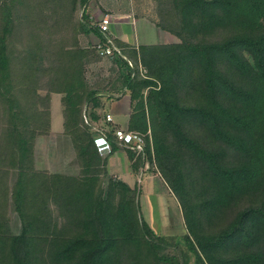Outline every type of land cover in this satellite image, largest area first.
Masks as SVG:
<instances>
[{
  "label": "trees",
  "instance_id": "trees-1",
  "mask_svg": "<svg viewBox=\"0 0 264 264\" xmlns=\"http://www.w3.org/2000/svg\"><path fill=\"white\" fill-rule=\"evenodd\" d=\"M153 1L156 28L180 44L116 41L112 62L126 74L117 92L132 102L126 130L147 137L143 157L118 147L123 128L101 115L113 93L86 80L99 54L79 36L109 39L87 25L92 0H0V264H264V0ZM52 94L63 96L82 179L33 170ZM95 126L108 131L109 156L156 168L177 199L188 231L181 259L142 219L135 192L105 186Z\"/></svg>",
  "mask_w": 264,
  "mask_h": 264
},
{
  "label": "rangeland",
  "instance_id": "rangeland-1",
  "mask_svg": "<svg viewBox=\"0 0 264 264\" xmlns=\"http://www.w3.org/2000/svg\"><path fill=\"white\" fill-rule=\"evenodd\" d=\"M110 1L111 0H92V13L90 12V14H93L97 8L103 6L105 3H109ZM118 1L121 2V4L116 5L118 9L112 8V10L122 12L120 13L122 15L119 17L126 19V14L123 13L128 11L130 8L134 19H143L145 22L153 25L160 23L159 6L153 0ZM94 5L97 7H94ZM90 14L87 11V25L89 28L95 26L98 27V24L90 19ZM120 14L115 15L117 16ZM82 15V12H79V20L82 19ZM148 30L154 32L153 30H155V28L147 24H143L142 27H140L138 42L141 44H156L162 41L165 46L180 44V41L168 33H163L164 35L160 32L157 33L161 36L159 41L158 37L156 38V34L153 33V35H149ZM87 36L89 35H80L78 42L81 49L90 50V52H92L93 50L91 48L94 47L96 49L98 44L92 46L88 43L89 38L86 40L85 37ZM129 42H136L133 34H131ZM107 44L108 42L106 40L104 45ZM110 47L111 49L115 48L112 42ZM117 53V49L115 48V52L112 57L104 58L100 55L99 57L96 55L93 59H91L92 62L86 69V80L92 89H98V91L107 90L113 93V101L110 102L107 99L102 101L105 107L101 112L102 116H106L107 112L105 109H107L108 105H111L115 101L121 99V95L117 92L121 89V85L115 82L117 80V76L120 73L125 74V72L122 71V68L112 63L114 56ZM129 66L133 67L131 64ZM139 70L143 76L147 75L146 71L142 67H140ZM47 95L48 92L44 89L40 92V96L43 98ZM54 96H59L58 98L61 103H58V101H56V97ZM50 98V129L47 133L38 136L35 141L33 170L35 173L44 175L82 179L84 178L83 173H85L86 169L84 170L80 167L74 144L71 138L65 135L63 116L64 110L62 107L63 96L52 94ZM129 122L130 121L126 122L124 125L122 124L123 127L121 128H129ZM99 153L101 154L100 156L102 160L107 162L105 170L106 174L101 176V178L105 181V186L107 187L110 182L123 183L128 186L132 192H135L136 198L140 203L142 219L146 221L158 237L165 238L170 244L175 245V247L170 248L167 251V254L181 259V251L186 249L183 239L188 235V231L185 226L182 209L157 169L147 165L139 171H135V164L130 162L126 153L121 152L115 154L114 156H109L110 152ZM86 172L88 171L86 170ZM16 178V173L10 174L9 184L11 188L13 187ZM51 209L54 213V217H57L55 206H52ZM8 214L10 216V228L12 233L14 235L19 234L21 223L19 222L17 215L13 212L12 208H9ZM59 223H61V221H59ZM191 264H193V262Z\"/></svg>",
  "mask_w": 264,
  "mask_h": 264
},
{
  "label": "crops",
  "instance_id": "crops-1",
  "mask_svg": "<svg viewBox=\"0 0 264 264\" xmlns=\"http://www.w3.org/2000/svg\"><path fill=\"white\" fill-rule=\"evenodd\" d=\"M91 4H92V2H91ZM91 4H90V6L88 8V13L89 14H90V12L92 13V5ZM119 4H121V2H119L118 0H111L109 3L103 4V6L100 5L101 7L97 8L93 12V14L89 15L90 19L92 21H94L98 25L100 24V22L102 21V19L105 16H109V17L112 18L113 24H112V26L110 28V34L108 36H106V37L109 38L108 40H110V42H112L113 45H114V42H116V41L123 42L125 44L131 45V46H135L137 48L141 47V46H160V45H164L163 41L160 42V43H156V44H152V43H150V44H141L140 42H138L139 29H140V27H142L143 24H147V25L155 28V30H153L154 32L148 30V32H149L148 34L149 35H153V33H155L156 34V38L158 37V40L160 39L161 36H160V34H157V33L160 32L162 35H164V34L161 31H159L156 28L155 25L150 24L148 22H145L143 19H134L130 8L128 9V11L123 13V14H126V16H125L126 19H123L122 17H119V16L122 15V14H120L122 12L112 10V8H117L116 5H119ZM122 5H123V3H122ZM94 7H97V6L94 5ZM109 13L112 14V15H110ZM102 14H106V15H102ZM113 14H114V16H113ZM115 14H120V15L116 16ZM100 15H102V16H100ZM137 31H138V36H137ZM131 34H133V37H134V39L136 41L135 43L129 42V38L131 37ZM85 38H86V40H88V38H89V42L88 43H90L92 46H95V45L99 44L100 42H102L93 33L90 34L89 36L85 37ZM102 43H104V42H102ZM114 50H115V48H114ZM54 97H56V101H58V103H61L59 98H58L59 96H54ZM105 110L107 112L106 116L107 115H111L113 117V119H114V123L116 125L120 126V127H123L122 124L123 125L126 124V122L130 121V118H131V112H132L131 99H130L129 96H123V97H121V99L115 101L111 105H108L107 109H105Z\"/></svg>",
  "mask_w": 264,
  "mask_h": 264
},
{
  "label": "built area",
  "instance_id": "built-area-1",
  "mask_svg": "<svg viewBox=\"0 0 264 264\" xmlns=\"http://www.w3.org/2000/svg\"><path fill=\"white\" fill-rule=\"evenodd\" d=\"M113 24L111 17L106 16L102 19L98 28L102 35L108 36L110 34V28ZM111 42L108 41L107 45L100 42L96 46V50L101 57L109 58L114 54V49H111ZM105 124L107 126L114 125V119L111 115H107L105 118ZM94 133L97 135V143L101 152H111V144L108 140V131L101 128L100 126H95ZM150 136V133H149ZM113 137L121 150L130 151L138 156H146V136L139 133L129 132L126 129H117L114 131Z\"/></svg>",
  "mask_w": 264,
  "mask_h": 264
}]
</instances>
